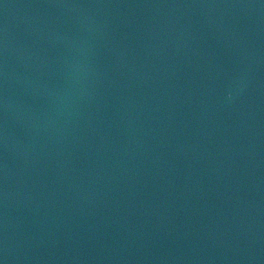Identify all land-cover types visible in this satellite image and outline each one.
<instances>
[{
    "label": "water",
    "instance_id": "95a60500",
    "mask_svg": "<svg viewBox=\"0 0 264 264\" xmlns=\"http://www.w3.org/2000/svg\"><path fill=\"white\" fill-rule=\"evenodd\" d=\"M0 264H264V110L143 126L0 117Z\"/></svg>",
    "mask_w": 264,
    "mask_h": 264
}]
</instances>
